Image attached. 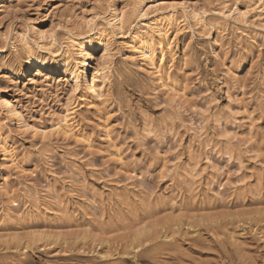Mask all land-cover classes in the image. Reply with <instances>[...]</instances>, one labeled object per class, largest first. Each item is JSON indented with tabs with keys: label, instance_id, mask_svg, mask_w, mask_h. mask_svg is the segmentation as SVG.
Returning a JSON list of instances; mask_svg holds the SVG:
<instances>
[{
	"label": "rangeland",
	"instance_id": "374dc122",
	"mask_svg": "<svg viewBox=\"0 0 264 264\" xmlns=\"http://www.w3.org/2000/svg\"><path fill=\"white\" fill-rule=\"evenodd\" d=\"M166 1H190L204 22L182 6L169 11L179 27L165 49L174 56L172 79L185 89L175 99L128 44L155 17L133 18L122 32L109 26L113 10L139 0H0V135L22 167L0 150V188L12 192L0 189V264H264L258 2ZM70 38L87 40L96 57L98 42H109L114 61L102 100L85 86L71 91L65 71L81 69L82 57ZM30 55L49 78L35 77ZM1 100L36 128L68 115L76 135L41 139L17 126ZM144 227L151 235L131 250ZM31 232L48 238L30 239L26 249L18 239Z\"/></svg>",
	"mask_w": 264,
	"mask_h": 264
},
{
	"label": "bare ground",
	"instance_id": "6f19581e",
	"mask_svg": "<svg viewBox=\"0 0 264 264\" xmlns=\"http://www.w3.org/2000/svg\"><path fill=\"white\" fill-rule=\"evenodd\" d=\"M140 2L134 6L129 11H116L113 10L111 13V18L109 21V26L117 32H122L125 27H129L131 24V20L133 18H145L147 16H154L151 23L148 24L149 31L142 36H133L129 40V46L131 50L134 52L138 58H140L143 63L152 71L153 75L156 77L159 87L163 90L166 95H169L172 98H182L185 96V89L182 85H179L174 79H172L170 70L171 63H173L174 56L172 53H167L166 49H169V42L167 41L170 37L169 35L176 32L179 27L178 21L174 18V14H169V11L177 10L178 6H182L185 15L191 16L201 25H204L202 19L201 10L195 9L190 1H187L183 4H177L173 1L166 0H154L153 3L148 4L145 0H139ZM258 3H255V7H251L252 10L258 11V18L264 20V0H257ZM3 3H0V9L3 8ZM250 9V8H249ZM237 13L238 17H245L246 12H242L238 8L234 10ZM248 13V11H247ZM134 19V20H135ZM88 23V22H87ZM178 31V30H177ZM176 34V33H175ZM40 38L44 39L46 37L44 32L39 33ZM174 35V34H173ZM177 35V34H176ZM156 36V37H152ZM52 39V35L49 36ZM23 40V38H22ZM53 40V39H52ZM70 48H74L81 55V69L72 70L68 73V80L70 82V87L72 92H77L81 87L85 86L87 89L91 90L97 99H103L108 96L109 93V83L108 76L110 72V68L114 61L113 51L110 49L109 42L107 41H99L98 45L100 47L101 56L96 57L92 53L89 52V43L85 39H75L70 38ZM166 48V49H165ZM175 61V60H174ZM29 62L39 64L38 67L35 66L33 73L35 72V77L45 76L43 74L42 67H45V62L37 59L35 56H29ZM61 65L64 67H68L70 65L69 59L61 62ZM101 77V84L96 88L95 81L98 77ZM49 78V77H47ZM1 104L7 108L8 113L14 119L17 126L26 130H32L33 133L39 136L41 139H47L52 137L53 135H65V136H73L76 135L77 128L74 122V118H70V116L66 115L63 119H61L56 125L52 127V129H41L36 128L33 125L31 126L27 119L26 115L20 111L15 104L8 102L6 100H1ZM105 123V122H104ZM108 125H105L106 132L109 128ZM79 134V133H77ZM109 136V135H108ZM0 135V150L2 151L3 157L7 164L13 165L16 168H21L20 163L18 162L16 156L12 152L11 148L5 143ZM87 142V146H90L89 140H85ZM116 156H120L119 149L115 150ZM7 184V183H6ZM6 184L0 188L6 195H10L12 192L9 188H6ZM223 186V185H221ZM94 202V201H93ZM244 218V217H243ZM40 229V228H39ZM164 229V228H163ZM31 230V229H30ZM35 230V229H34ZM42 230V229H41ZM40 230V231H41ZM151 228L144 227L139 229L137 233L134 235V238L129 244V247L132 249H136L139 247L140 241L143 236L150 233ZM33 231V230H32ZM59 231V230H58ZM42 232V231H41ZM32 233V232H31ZM153 233V232H152ZM151 235V234H149ZM31 236V235H30ZM17 238L19 243L24 246V248L28 249L30 247V239H40L42 237L48 238L46 234H37V232L32 233V237ZM5 237V236H4ZM50 237V236H49ZM54 237L60 238L61 234L54 235ZM81 237V236H80ZM84 239V238H83ZM55 241V240H54ZM1 243V242H0Z\"/></svg>",
	"mask_w": 264,
	"mask_h": 264
}]
</instances>
